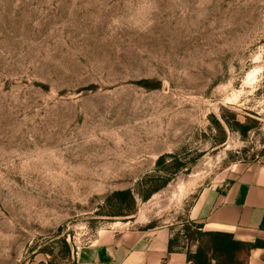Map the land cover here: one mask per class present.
Masks as SVG:
<instances>
[{"label": "rangeland", "instance_id": "rangeland-1", "mask_svg": "<svg viewBox=\"0 0 264 264\" xmlns=\"http://www.w3.org/2000/svg\"><path fill=\"white\" fill-rule=\"evenodd\" d=\"M254 161L264 0H0V264L186 230L203 192Z\"/></svg>", "mask_w": 264, "mask_h": 264}, {"label": "crops", "instance_id": "crops-1", "mask_svg": "<svg viewBox=\"0 0 264 264\" xmlns=\"http://www.w3.org/2000/svg\"><path fill=\"white\" fill-rule=\"evenodd\" d=\"M187 224L104 232L72 264H264V161L206 189Z\"/></svg>", "mask_w": 264, "mask_h": 264}, {"label": "bare ground", "instance_id": "bare-ground-1", "mask_svg": "<svg viewBox=\"0 0 264 264\" xmlns=\"http://www.w3.org/2000/svg\"><path fill=\"white\" fill-rule=\"evenodd\" d=\"M249 77H250V75H249Z\"/></svg>", "mask_w": 264, "mask_h": 264}]
</instances>
